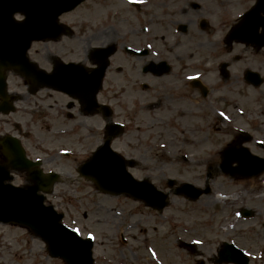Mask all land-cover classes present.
Masks as SVG:
<instances>
[{
	"label": "rangeland",
	"instance_id": "obj_1",
	"mask_svg": "<svg viewBox=\"0 0 264 264\" xmlns=\"http://www.w3.org/2000/svg\"><path fill=\"white\" fill-rule=\"evenodd\" d=\"M191 1L205 3L210 13V31L207 34L200 35L198 28L190 25L186 34L173 37L169 29L160 28L161 20H155L158 26L154 29L155 56L169 63L171 72L165 78L173 85L171 90H166L165 98H151L149 92H144L145 86L152 81L140 70L149 59H130L126 62L117 59L122 56L113 58L115 60L104 82L108 91L115 94L107 101L115 108V121L126 126L123 135L115 139L111 146L135 162L129 172L138 180L147 179L163 192L169 190L167 181L171 179L176 185L190 183L201 189L207 184L210 189L208 194L196 201L170 195L161 213L126 195L101 194L92 184L77 179L75 171V167L102 142L98 134L102 123L96 117H89L78 126L72 120L61 121L51 105L45 104L40 112L43 125L35 119V97L16 103L12 115L0 116V136H17L20 128L23 136L29 135V139H22V142L32 159L46 162L48 156L55 158L46 169L59 173L60 179L54 189L58 194L48 203L64 214L63 223L66 226L75 229L84 238H93L94 264H196L201 259L206 264H214L213 257L223 242L242 250L250 264H264V171L249 179L232 178L218 171L223 149L239 137L238 132L250 134L252 140L243 145L253 155L264 157V84L252 88L236 78L223 81L215 70L214 77H207L211 81L210 96H198L196 113L192 112L183 119L181 114L185 107L175 101L179 112L174 113L170 105L171 99L179 97L183 98L180 101L186 98L194 103L193 98L197 95L193 93L196 92L184 87L175 77L179 71L185 81L196 76L201 61L208 59L204 49L198 48L200 42L214 43L218 57L211 61L228 60V56L233 55L220 38L229 30L237 12L243 7L236 0H161L160 3H169V9L175 11L181 3ZM84 3L72 17L89 23L90 44L100 45L118 39L120 16L126 17L122 22L124 24L135 14L134 9L121 3H140V0H88ZM145 12L148 13L147 10ZM197 15L198 12H195L191 19L194 20ZM140 22L130 23L127 28L137 25L141 29L144 24ZM162 34L164 38L160 37ZM138 41L141 45L147 44L140 36ZM260 56L261 59L264 57ZM118 67H122V73L116 72ZM234 69L230 67V71ZM261 73L264 76V69ZM7 80L11 89L21 85L20 78L13 74H9ZM166 81L162 79L160 82L163 84L160 85L167 86ZM232 103L236 105L227 117L231 120L227 123L232 126L228 128L222 123L221 116L229 114L228 108ZM189 104L188 100L186 106L189 107ZM232 114L238 115L235 121L230 118ZM46 125L52 130L73 128L78 133L74 135L68 131L67 135L52 137L43 131ZM185 137H191L198 143L188 148ZM62 152H67L69 156H62ZM22 183L23 178L13 181L16 185ZM242 208L253 210L254 216L240 218ZM120 237L124 238L125 244ZM181 241L193 243L196 251L183 248ZM0 264L62 262L50 259L43 243L27 230L0 224Z\"/></svg>",
	"mask_w": 264,
	"mask_h": 264
},
{
	"label": "water",
	"instance_id": "obj_2",
	"mask_svg": "<svg viewBox=\"0 0 264 264\" xmlns=\"http://www.w3.org/2000/svg\"><path fill=\"white\" fill-rule=\"evenodd\" d=\"M28 3L24 12L26 21L15 23L11 19L15 1L0 0V69L13 68L26 78L35 79L36 74L25 63V51L32 40L51 38L57 32L56 18L63 12L72 9L83 0H21ZM39 17L42 22L38 23ZM111 52H107L110 54ZM105 65L98 69V78ZM4 82L0 76V96H3ZM97 85L88 93V100L82 104L94 105ZM7 110L0 106V111ZM92 112V111H90ZM6 164L0 165V223H12L27 228L33 235L42 239L51 257H59L66 264H92L90 240L80 239L73 231L59 222L61 215L55 213L52 207L44 206V197L37 192L46 190L56 180V175L48 178L42 176L28 161L18 142L11 139L2 146ZM236 163L235 167H231ZM123 158L109 149L108 142L99 149L83 166L82 172L90 177L101 191L119 194L127 193L144 201L147 206L162 209L165 206L166 195L157 191L147 181L137 182L126 171ZM127 166H132L131 162ZM9 168L14 171H26L33 185L14 187L5 184L10 181ZM223 173L231 176L253 177L264 170V159L251 156L246 149L226 148L222 153V163L219 166ZM170 185L173 182H169ZM208 190L200 191L190 184H184L174 191V194H184L191 199L198 198ZM249 211L242 212L243 217H250ZM220 260L247 264V259L232 245H223L219 252Z\"/></svg>",
	"mask_w": 264,
	"mask_h": 264
},
{
	"label": "flooded vegetation",
	"instance_id": "obj_3",
	"mask_svg": "<svg viewBox=\"0 0 264 264\" xmlns=\"http://www.w3.org/2000/svg\"><path fill=\"white\" fill-rule=\"evenodd\" d=\"M255 0H236L237 3H240L241 6H244L245 3V9L244 11L248 10L251 5L254 3ZM124 6L134 9L135 14L129 18V20L133 19L135 23H138L140 21H144L146 23V27L141 29L140 33L145 34V38L148 40H153L156 37V33L154 31L155 29V20H161V25L160 28L163 30L169 29L173 37L175 35H182L180 30L177 29L178 24H186V31H188V26L194 25L198 28L197 32L200 35L207 34L208 31H210V23H209V14L206 9L205 3H181L180 7H177L175 11H172L169 9V3H121ZM179 6V5H178ZM191 9V10H190ZM147 10L148 13L145 11ZM143 11V12H142ZM195 12H198V17L195 18L194 20L191 19L192 15L195 14ZM138 15H141L140 18H138ZM123 18H126L124 15L120 16L118 18V21L120 22ZM64 18H62L63 20ZM200 20H206L207 23L205 24L204 28L201 29L199 27ZM122 24V23H121ZM123 27H127L126 25L122 24ZM232 25H230L231 27ZM214 31L216 32L215 27ZM158 29V26H157ZM89 28L84 25H79L78 26V35L80 36L75 37V34L71 33L70 36H61L57 40L52 41V42H46L42 43L40 48H36L34 53H33V61L37 64V66L40 69H44L45 71L49 72L51 68L57 64L59 61H62L64 63H69V62H79L81 63L84 67H86V70L88 71L92 66L90 64V36L88 34ZM107 32V31H106ZM121 32H126V33H118L115 41H109L104 44H114L116 46V53L112 57L115 58L117 56H122L118 57L117 59H123L124 61L128 62L130 59H138L134 58L127 53L123 51V48L125 46L133 47V42H136V37H134L135 33H138L139 31L136 30L134 31V28L126 29V30H121ZM105 33V32H104ZM226 32L223 33L222 37L220 38L221 41H223L224 47L229 50L230 52L233 51V55L230 54L228 56V62L226 70L231 66L235 65L236 69L240 73V76L236 78H242L244 83L248 85L247 80L245 79L246 72L252 71L257 73L259 76H262L261 72L264 69V57L261 59L260 55H264V47L262 48H257L256 45H244L239 42H226ZM160 37H165V35H160ZM119 39H121V42H119ZM48 44H51V48L48 47ZM44 46V48L42 47ZM198 48H203L205 53L208 55V59L201 61L197 74L200 75V78L207 83L211 82L207 77H214L213 74V65L214 63L217 64L218 59L216 61H211L213 59H216L218 57V52L214 49V43H199ZM115 60V59H114ZM210 60V61H209ZM162 60H159L157 62H160ZM154 62V61H153ZM156 69L150 70V74L153 75L154 80L161 79L162 76L158 77L156 73L154 72ZM225 71V70H224ZM117 73H122L121 68H116ZM180 72V71H179ZM176 74V77L178 80L179 77H181L180 73ZM161 73V72H159ZM169 73V69L163 73L167 74ZM230 78V74L226 73V76L223 77L224 80H227ZM181 81V80H180ZM170 82V81H167ZM21 83L28 88V84L26 81L22 80ZM170 87L165 88L164 86H156L153 85L151 86L148 90L149 95L151 97H157L158 99L165 98L164 96H167V91L171 90L173 85L168 83ZM186 86L187 83H186ZM105 88V89H104ZM147 87L145 86L144 89ZM167 90V91H166ZM193 90L196 92V94H199V91L194 89ZM39 99H38V106L41 104H49L55 109V114L58 118L62 119L61 121H66V120H72L73 122H77L78 126H81L84 124V120L88 119L90 116L85 114L80 107L77 105L76 100L68 98L66 95L45 90V89H40L38 92ZM112 93L108 90H106V87H102L100 92L97 95V98L99 99V103L105 104L106 102H103V100H107L108 96H111ZM16 99L20 97L15 95ZM54 97V98H52ZM56 98V99H55ZM103 99V100H102ZM177 99V98H175ZM51 101L50 103H46V101ZM60 100L61 102H59ZM40 110V111H39ZM41 109H37V115L38 117L36 118L37 121L41 124L44 125L43 118L41 116ZM69 112V113H68ZM72 112H75L76 114H72ZM96 116L99 117L101 121H105L106 116L97 114ZM61 126H65L63 123H61ZM45 134L50 135V136H61V135H67L68 131L65 128H56L52 130V128L48 125H46ZM74 135L78 133L76 129H74ZM53 157H48V161L44 162L41 161L40 167L45 173H48V171L44 170V167L47 165L51 164V161H53ZM55 195L53 192L49 195V197H53ZM195 250L194 248H190Z\"/></svg>",
	"mask_w": 264,
	"mask_h": 264
},
{
	"label": "bare ground",
	"instance_id": "obj_4",
	"mask_svg": "<svg viewBox=\"0 0 264 264\" xmlns=\"http://www.w3.org/2000/svg\"><path fill=\"white\" fill-rule=\"evenodd\" d=\"M189 109L190 110H187L186 112H184V114H183V119H184V117H186V116H190L191 114H192V110H194L195 109V105H193V104H189ZM231 110L233 111L234 110V107H232L231 108ZM230 118H232L233 119V121H235V119L236 118H238V116L236 115V114H232L231 115V117ZM231 120L230 119H228L227 118V121L224 123V121H222L223 122V124H227V127L228 128H230V127H232L229 123H227V122H230ZM190 138V139H189ZM189 138H187V137H185L184 138V142L186 143V145H187V147L188 148H191L194 144H197L198 143V141L197 140H195V139H193V138H191V137H189ZM205 143V142H204ZM170 145H171V143H170ZM216 200H219V199H217L216 198Z\"/></svg>",
	"mask_w": 264,
	"mask_h": 264
}]
</instances>
